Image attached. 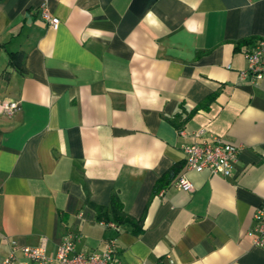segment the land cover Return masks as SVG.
I'll list each match as a JSON object with an SVG mask.
<instances>
[{"label": "crops", "instance_id": "0c3cea01", "mask_svg": "<svg viewBox=\"0 0 264 264\" xmlns=\"http://www.w3.org/2000/svg\"><path fill=\"white\" fill-rule=\"evenodd\" d=\"M259 39L264 0H0V102L19 105L0 108V264L10 240L52 255L68 231L86 253L115 237L112 264H264V80L243 54ZM197 129L240 146L230 175L187 169Z\"/></svg>", "mask_w": 264, "mask_h": 264}, {"label": "built area", "instance_id": "2783aa9c", "mask_svg": "<svg viewBox=\"0 0 264 264\" xmlns=\"http://www.w3.org/2000/svg\"><path fill=\"white\" fill-rule=\"evenodd\" d=\"M41 17L56 28L59 19L51 16L44 6ZM247 61V71L255 78L264 80V39H259L248 50L244 51ZM19 107L17 102H0V108L6 114H11ZM204 129H197L194 136L198 140L183 145L186 166L189 170H207L213 174L228 176L237 160L240 146L218 137L206 136ZM176 187L189 191L193 184L181 176L174 183ZM112 225V224H111ZM114 226V225H113ZM254 246H264V206L259 207L255 214V223L249 231ZM78 235L68 231L56 246L52 255L47 253L44 242L37 245L19 246L15 240H10V252L3 258L2 264H112L116 252V238L108 240L103 251L83 252L74 248ZM19 251L21 257H18Z\"/></svg>", "mask_w": 264, "mask_h": 264}, {"label": "trees", "instance_id": "16d2710c", "mask_svg": "<svg viewBox=\"0 0 264 264\" xmlns=\"http://www.w3.org/2000/svg\"><path fill=\"white\" fill-rule=\"evenodd\" d=\"M14 54V53H12ZM178 170V164H174L171 166L165 173H163L156 181L154 185V191L161 189L164 185H166L173 177L175 176ZM88 203L95 207L97 211V218L100 221H104L109 223L110 217L108 214V209L103 207L102 205H95L91 201L88 200ZM110 212H111V220L116 224L119 223H129L133 226L132 232L134 234H139L142 231V227L140 225L141 218H133L127 215L123 209L122 204L116 195H111L110 198ZM115 229L117 226L114 224ZM117 230V229H116Z\"/></svg>", "mask_w": 264, "mask_h": 264}]
</instances>
